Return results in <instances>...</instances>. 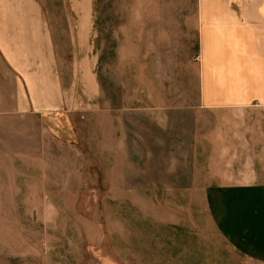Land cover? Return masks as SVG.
<instances>
[{"label":"rangeland","instance_id":"1","mask_svg":"<svg viewBox=\"0 0 264 264\" xmlns=\"http://www.w3.org/2000/svg\"><path fill=\"white\" fill-rule=\"evenodd\" d=\"M47 2L44 11L57 27L53 43L58 73L67 95L74 94L76 101L77 94L82 95L81 103L89 110L69 118L61 114L65 125L54 120L48 125L53 134H41L45 123L17 114L15 103L4 102L17 87L0 54V264H99L101 260L117 264L113 259L128 256L130 247L115 245L129 241V235L121 239L115 229L120 226L129 233L142 221L130 223L139 217L132 199L119 205L110 196L109 186L115 185L113 160L120 156L133 161L126 167L131 176L126 185H140L145 194L146 176H161L162 168L156 165L176 158L192 161L195 143L201 145L203 164L207 162L209 147L226 137V118L218 115L198 122L190 108L186 118H176L183 101L187 103L197 90L198 40L189 19L194 8L186 5L193 0H94L86 37L78 31L79 15L71 7L61 6L63 0H57L56 6L54 0ZM86 69L100 87L97 102L84 95ZM71 117L75 125L69 126ZM222 153L218 151V156ZM117 170L125 173L123 166ZM242 194L231 199L217 192L202 206L211 207L219 227L232 229V236H239L242 227L263 228V232L264 202ZM140 199L134 201L145 204V198ZM176 201L172 206L179 205ZM153 203L160 208L164 204L160 198ZM53 216L56 235L48 227ZM115 218L122 219L117 222L121 224ZM140 233L143 238L144 231ZM49 234L56 238L52 244ZM155 245L163 258L167 248L160 238ZM261 249L249 248L252 255L264 253ZM240 254L244 255L241 243L234 247L235 260Z\"/></svg>","mask_w":264,"mask_h":264},{"label":"crops","instance_id":"2","mask_svg":"<svg viewBox=\"0 0 264 264\" xmlns=\"http://www.w3.org/2000/svg\"><path fill=\"white\" fill-rule=\"evenodd\" d=\"M63 1L61 6L71 7L72 12L79 15L77 29L82 37H86L92 22L90 6L94 0ZM54 2L52 5L56 6L57 0ZM48 4L47 0H0V54L14 75L13 86L17 87L4 102L15 103L17 114L45 123L41 134L45 131L53 134L48 125L59 119L65 125L61 114L69 118L70 114L89 110V105L85 108L81 103L82 95L77 94L78 101L74 94L67 95L58 73L57 45L53 43L57 27L44 11ZM186 5L194 8L189 19L198 40L197 90L187 103L183 101V111L176 118H186L189 108L192 110L189 113L198 122L203 118L224 116L226 137L217 140L213 136L219 144L215 142L209 147L211 153L204 164L200 158L202 148L197 143L192 161L176 158L157 164L162 168L158 171L161 176H157L158 173L146 176L145 194L141 192L140 185H126L131 177L126 167L132 166L133 161L122 160L120 156V160H113V170L116 171L112 183L115 185L109 186L110 196L119 205L126 198L132 199L139 217L131 219L130 223L133 225L134 219L137 224L142 221V226L135 229L133 225L129 233L120 226L115 229L121 239L129 235V241L124 239L125 243L117 242L115 245L122 247L128 244L130 249L128 256L118 255L119 261L113 259V262L264 264V253L252 255L249 250L256 246L264 248L259 235H264L263 228L250 230L242 227L239 236H232V229L219 227L212 208L202 206L203 200L215 197L217 192L231 199L242 193L244 197L247 193L264 202V0H193ZM84 76V95L88 101L97 102L101 97L100 87L88 69ZM73 91L71 89V93ZM74 92L77 93L76 90ZM69 124L75 125L73 117ZM197 136L199 134L195 133V140L200 144L201 139L197 140ZM205 141L212 140L206 138ZM224 141L225 145H220ZM218 151L224 153L218 156ZM233 152L235 155L232 157ZM121 166L125 167L124 174L117 170ZM121 183L125 185L122 187ZM65 195L67 193L61 194ZM140 198H145V204L134 201ZM157 198L163 199L161 208L154 206L153 200ZM185 199L189 203L180 205V200ZM173 200H177L179 205L172 206ZM53 217L50 218L51 224H45V227L53 229L56 235L57 218ZM118 221L122 222V219L115 218L114 222L121 224ZM140 231H144V243ZM159 238L163 248H167L163 258L161 252L155 250L158 246L155 241ZM47 239L52 244L56 238L49 234ZM251 239L257 241L253 243ZM207 242L213 246L212 251L208 249ZM240 243L244 255L240 254L241 258L236 257L235 260L234 247ZM99 264L110 263L101 260Z\"/></svg>","mask_w":264,"mask_h":264}]
</instances>
